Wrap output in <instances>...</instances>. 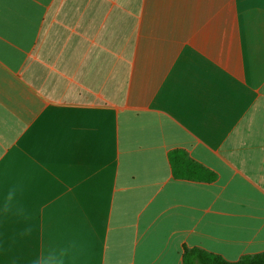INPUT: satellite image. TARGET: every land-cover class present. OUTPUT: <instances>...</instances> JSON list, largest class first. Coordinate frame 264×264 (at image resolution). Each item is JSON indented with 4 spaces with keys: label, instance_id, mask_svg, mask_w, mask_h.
I'll list each match as a JSON object with an SVG mask.
<instances>
[{
    "label": "crops",
    "instance_id": "1",
    "mask_svg": "<svg viewBox=\"0 0 264 264\" xmlns=\"http://www.w3.org/2000/svg\"><path fill=\"white\" fill-rule=\"evenodd\" d=\"M194 247L264 252V0H0V264Z\"/></svg>",
    "mask_w": 264,
    "mask_h": 264
},
{
    "label": "trees",
    "instance_id": "2",
    "mask_svg": "<svg viewBox=\"0 0 264 264\" xmlns=\"http://www.w3.org/2000/svg\"><path fill=\"white\" fill-rule=\"evenodd\" d=\"M169 158L173 175L177 179L211 182L216 177L203 165L190 159L183 151H173ZM183 264H264V252L245 255L237 261H230L219 254L201 248H186L183 254Z\"/></svg>",
    "mask_w": 264,
    "mask_h": 264
},
{
    "label": "clouds",
    "instance_id": "3",
    "mask_svg": "<svg viewBox=\"0 0 264 264\" xmlns=\"http://www.w3.org/2000/svg\"><path fill=\"white\" fill-rule=\"evenodd\" d=\"M15 191H16V189H12V190L9 192L8 196L6 197L5 211L8 210V202L12 200V198H13V196H14V194H15Z\"/></svg>",
    "mask_w": 264,
    "mask_h": 264
}]
</instances>
